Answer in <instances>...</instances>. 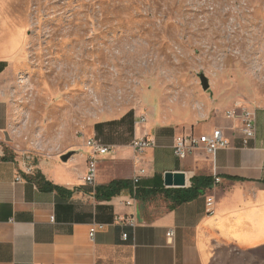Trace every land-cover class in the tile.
<instances>
[{
    "label": "rangeland",
    "instance_id": "rangeland-1",
    "mask_svg": "<svg viewBox=\"0 0 264 264\" xmlns=\"http://www.w3.org/2000/svg\"><path fill=\"white\" fill-rule=\"evenodd\" d=\"M0 48L4 148L30 163L130 112L204 123L264 105V0H0Z\"/></svg>",
    "mask_w": 264,
    "mask_h": 264
},
{
    "label": "crops",
    "instance_id": "crops-1",
    "mask_svg": "<svg viewBox=\"0 0 264 264\" xmlns=\"http://www.w3.org/2000/svg\"><path fill=\"white\" fill-rule=\"evenodd\" d=\"M8 57L0 50V85L10 72ZM250 110L255 135L246 147L240 120L227 119L222 109L204 123L185 117L173 123L158 117L141 121L139 112H130L95 123L66 162L59 157L30 163L4 148L11 115L0 96V264H264V105ZM214 129H221L228 149L213 156L199 149L184 160L175 158L176 137ZM91 138L112 146L97 160L94 188L83 182L85 141ZM133 138L155 145L136 155ZM140 167L145 173L133 190L131 179ZM176 172L186 176L184 189L192 178H209L211 187L175 203L183 189L165 187L164 174ZM113 182L126 184L115 194L105 192ZM131 217L135 227L122 222ZM92 225L97 230L91 241Z\"/></svg>",
    "mask_w": 264,
    "mask_h": 264
},
{
    "label": "built area",
    "instance_id": "built-area-1",
    "mask_svg": "<svg viewBox=\"0 0 264 264\" xmlns=\"http://www.w3.org/2000/svg\"><path fill=\"white\" fill-rule=\"evenodd\" d=\"M225 117L227 119L238 118L241 122V142L242 146L246 147L249 141H251L255 135V117L252 110L242 106H234L225 112ZM144 118H141L143 121ZM1 145V142H0ZM155 142L150 139L133 138L130 142V147L133 149L136 155H140L146 149L153 147ZM85 147L88 149L87 155V165L86 173L83 178L85 185L92 188L96 185V176H97V160L99 156L109 153L112 149V146L103 144L100 140L91 138L85 141ZM230 147L229 141L224 137L221 129H214L210 134H182L176 137L173 141L172 149L175 158L178 160H184L186 157L191 155L196 150H202L207 155L213 156L216 151L220 149H228ZM28 174L32 173L31 166L26 168ZM145 171L142 167L139 168L138 172L132 177L131 184L133 190H136V186L139 183L140 179L143 177ZM20 180L19 177H16V181ZM219 179L214 180V184H218ZM212 198L206 199V206H212ZM126 205H130L129 202ZM212 213L211 210L208 211ZM126 225L130 227H135L137 221L134 217L122 220ZM97 230V225H92L88 232V237L92 241ZM166 238L168 241H171L173 238V231L170 230L166 233ZM122 239H126V235H122Z\"/></svg>",
    "mask_w": 264,
    "mask_h": 264
},
{
    "label": "trees",
    "instance_id": "trees-1",
    "mask_svg": "<svg viewBox=\"0 0 264 264\" xmlns=\"http://www.w3.org/2000/svg\"><path fill=\"white\" fill-rule=\"evenodd\" d=\"M36 181L39 180L36 179ZM125 184L126 183L124 182H113L109 184L106 188H104V191L110 194H115ZM210 187H211V180L209 178H192L191 186L179 192L178 198L175 199V203L191 201L197 198L203 192V190L208 189Z\"/></svg>",
    "mask_w": 264,
    "mask_h": 264
},
{
    "label": "water",
    "instance_id": "water-1",
    "mask_svg": "<svg viewBox=\"0 0 264 264\" xmlns=\"http://www.w3.org/2000/svg\"><path fill=\"white\" fill-rule=\"evenodd\" d=\"M199 83L203 91H206L209 87V83L206 77L202 74L199 75ZM73 152H68L60 156L62 162H66ZM164 186L168 188H181L184 189L187 186V179L183 172L165 173L164 174Z\"/></svg>",
    "mask_w": 264,
    "mask_h": 264
}]
</instances>
